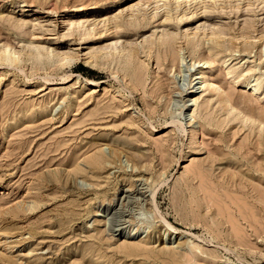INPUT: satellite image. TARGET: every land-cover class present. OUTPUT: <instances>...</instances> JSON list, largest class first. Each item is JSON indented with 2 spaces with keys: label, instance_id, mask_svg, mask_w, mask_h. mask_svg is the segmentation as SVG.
I'll use <instances>...</instances> for the list:
<instances>
[{
  "label": "rangeland",
  "instance_id": "rangeland-1",
  "mask_svg": "<svg viewBox=\"0 0 264 264\" xmlns=\"http://www.w3.org/2000/svg\"><path fill=\"white\" fill-rule=\"evenodd\" d=\"M261 78V0H0V264H264Z\"/></svg>",
  "mask_w": 264,
  "mask_h": 264
},
{
  "label": "bare ground",
  "instance_id": "bare-ground-1",
  "mask_svg": "<svg viewBox=\"0 0 264 264\" xmlns=\"http://www.w3.org/2000/svg\"><path fill=\"white\" fill-rule=\"evenodd\" d=\"M116 5V3H113V5L111 4V5H109L108 7H106L105 8V12L106 11H109V10H111V8H112V6H114L115 7V5ZM261 4H264V0H261ZM104 8V7H103ZM145 8V7H144ZM102 10V9H101ZM104 12V13H105ZM159 12V11H158ZM172 14V13H171ZM193 17V16H192ZM183 19V18H182ZM128 21V20H127ZM180 22V21H179ZM220 35H221V33H220ZM219 35V36H220ZM166 36V35H165ZM216 37H218V38H220L219 36H217V35H215ZM163 37H164V35H163ZM209 38V37H208ZM227 38V37H226ZM213 39V38H212ZM211 39V40H212ZM161 43H162V40H161ZM173 43V42H172ZM152 44H154V43H152ZM156 44V43H155ZM159 44V43H158ZM167 45V44H166ZM7 46V45H6ZM149 47H151V46H149ZM148 47V48H149ZM156 47H157V45H156ZM174 47V46H173ZM196 47V46H195ZM146 48V47H145ZM147 48V49H148ZM171 48V47H170ZM197 48V47H196ZM2 49V48H1ZM134 49V48H133ZM137 48H135V50H136ZM157 49V48H156ZM164 49V48H163ZM162 49V50H163ZM12 50H13V48H10V47H5V48H3L2 50H1V54L3 55H6V57L3 55V57H5L4 58V62H8V63H12L14 60H16V59H14V60H12V57H16V55L15 56H13L14 54H15V52L13 53L12 52ZM116 50V49H115ZM131 50V49H130ZM154 50H155V48H154ZM166 50H168V49H166ZM37 51H39V49L37 48ZM149 51V50H148ZM117 52V51H116ZM120 52V51H119ZM128 52V51H127ZM132 52V51H131ZM130 52V53H131ZM137 52V51H136ZM161 52V51H160ZM174 52V51H173ZM41 53V52H40ZM170 53H171V51H170ZM31 54H33V55H31ZM30 55L31 56H34V53L32 52ZM117 54H118V52H117ZM120 54H122V53H120ZM119 54V55H120ZM131 54H134V52L133 53H131ZM149 54H150V52H149ZM155 54V53H154ZM172 54V53H171ZM175 54V53H174ZM174 54H173V56H174ZM7 55H8V57H7ZM111 55H113V54H111ZM153 55V54H152ZM162 55V54H161ZM170 55V54H169ZM169 55H168V58H169ZM12 56V57H11ZM94 56V55H93ZM115 56V55H114ZM121 56V55H120ZM167 56V55H166ZM172 56V55H171ZM172 56V62H174V61H177L178 62V60H174V58H175V56L173 57ZM95 57H97V56H95ZM94 57V58H95ZM107 57V56H106ZM127 57V56H126ZM132 57V56H131ZM165 57V56H164ZM177 57H178V55H177ZM17 58V57H16ZM93 58V57H92ZM92 58H91V62H92ZM111 58H112V56H111ZM133 58V57H132ZM167 58V57H166ZM167 58V59H168ZM180 58H181V56H180ZM110 59V58H109ZM113 59V58H112ZM115 59V58H114ZM138 59V58H137ZM176 59V58H175ZM179 59V58H178ZM94 60V59H93ZM98 60V59H97ZM127 60V59H126ZM126 60H124V61H126ZM132 60V59H131ZM130 60V61H131ZM88 61V60H87ZM109 62H110V60H108ZM115 61H117V60H115ZM129 61V60H128ZM162 61V60H161ZM7 63V64H8ZM94 63V62H93ZM95 63H97L96 61H95ZM121 63H122V61H121ZM128 63V62H127ZM137 63V62H136ZM139 63V62H138ZM163 63H164V60H163ZM206 63V62H205ZM209 63V62H208ZM173 64H175V63H173ZM195 64V63H194ZM97 64H95V66H96ZM125 65V64H124ZM129 65V64H128ZM158 65V64H157ZM127 66V65H126ZM130 66V65H129ZM138 66V65H137ZM161 66V65H160ZM131 67V66H130ZM129 67V68H130ZM135 67V66H134ZM193 67H196V66H193ZM140 68V67H139ZM134 70H136L135 68H133ZM132 69V70H133ZM138 69V68H137ZM130 70V69H129ZM192 70V69H191ZM237 72V71H236ZM228 73V75H230L231 73L230 72H227ZM235 73V72H234ZM135 74V73H134ZM139 74V73H138ZM135 76H137L138 77V75L136 74ZM134 76V77H135ZM142 76V75H141ZM237 77V76H236ZM239 77V76H238ZM196 79H199V81L198 82H195V84L193 85V87L194 88H197L198 86V84H200V86L198 87V88H202V87H206V85H205V81L203 80V78L202 77H198V74H195V78H194V80H193V82L196 80ZM261 81L262 82H264V79H262L261 78ZM138 82V81H137ZM141 82H143V80H141ZM259 82V81H258ZM159 84H160V87L162 86V84H161V82H159ZM140 85V84H139ZM142 85V84H141ZM164 85V84H163ZM214 85H212L211 84V87L212 88H210V89H212L213 91H214V89H215V87H213ZM139 87V86H138ZM163 87V86H162ZM208 87V86H207ZM247 87H250V90H252L253 92H252V95L254 96V94H257V93H259L260 92V89H261V84H255V85H250V84H246L245 85V88L247 89ZM163 88H165V87H163ZM162 88V89H163ZM219 88V87H218ZM197 90V89H196ZM249 90V91H250ZM160 91V90H159ZM165 91V90H164ZM202 91H204V90H202ZM212 92V91H211ZM191 93H194V94H192V95H190V96H195V94L197 93V91H192ZM189 96V97H190ZM220 97H221V94H220ZM223 97V96H222ZM232 98V97H231ZM221 99H223V98H221ZM195 100V102H196V99H194ZM189 101H191V99H187L186 100V103H185V105H184V108H185V110H187V113H182L184 116H185V118L183 119L182 118V122L183 123H187L188 125H190L191 127H194L195 126V124H196V121H195V112H194V110H193V108H191V107H189V106H191L190 105V103H189ZM225 101L227 102V103H229L231 100H230V97H226V99H225ZM231 103V102H230ZM208 105V104H207ZM225 106V105H224ZM227 106V109H229L228 108V105H226ZM233 106V105H232ZM183 108V109H184ZM204 109V108H203ZM204 110H206V109H204ZM230 110V109H229ZM183 111V110H182ZM226 111V110H225ZM232 111V110H231ZM227 112H229L230 113V111H227ZM184 116H182V117H184ZM211 118V117H210ZM261 122V121H260ZM173 124H174V126L178 129V131L179 132H185V129H184V127H183V123H181L180 121H178V120H174L173 122H172ZM183 134V133H182ZM101 152H99V154H100ZM96 154L95 156H93L91 159H90V161L88 160L87 162L89 163L90 162V168H95V169H101L102 167H103V164H104V158H106V157H102L101 155L102 154ZM253 156V155H252ZM107 161V160H106ZM87 162H85V163H87ZM79 168V167H78ZM81 168V167H80ZM86 168V167H85ZM84 168V169H85ZM81 170H83L82 168H81ZM88 170V169H87ZM79 171H80V169H79ZM84 171V170H83ZM257 171H259V169L257 170ZM263 172V171H262ZM78 173H80V172H78ZM84 173V172H83ZM97 173V172H96ZM77 174V173H76ZM82 174V173H81ZM259 174H260V172H259ZM247 179V178H246ZM234 180V179H233ZM249 181V180H248ZM234 182V181H233ZM245 182H246V180H245ZM247 183V182H246ZM245 183V184H246ZM249 184V183H248ZM250 184H253V182L251 181V183ZM259 185V184H258ZM251 186V185H250ZM255 186V185H254ZM259 186H261V184L259 185ZM235 187V186H234ZM252 188H254V187H252ZM257 188V187H256ZM259 188V187H258ZM260 188H263V187H260ZM249 189V188H248ZM253 190H255V189H253ZM256 192V191H255ZM155 195H156V193H154ZM153 194V195H154ZM256 194H257V192H256ZM259 194V193H258ZM153 197H155V196H153ZM155 199V198H154ZM22 206V205H21ZM20 208V207H19ZM13 209V208H12ZM101 210H100V208L96 211L97 212V216H100V212ZM1 220V219H0ZM165 222V221H164ZM169 227V226H168ZM172 230H174V229H172ZM133 232H134V230H131V231H129L128 232V237H126L127 239H131V237H132V235H133ZM173 232V231H172ZM1 236H3V235H1ZM0 236V237H1ZM149 237V236H148ZM4 238V237H3ZM145 238H147V237H145ZM7 239V238H6ZM135 245V244H134ZM9 244L5 241V242H3L2 240H0V250H1V252H0V255L1 256H3V257H5L6 256V253L8 254V250H10L9 249ZM123 247V246H122ZM123 248H125L126 250H127V254H129V251H133V250H135V248H136V245H135V247H133L132 245H130V246H125V247H123ZM137 249H138V247H137ZM141 249V248H140ZM171 255V254H170ZM171 257V256H170ZM8 259H9V257H8ZM6 260H7V258H6ZM6 262V261H5ZM4 262V263H5ZM242 262V261H241Z\"/></svg>",
  "mask_w": 264,
  "mask_h": 264
}]
</instances>
